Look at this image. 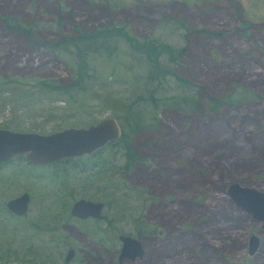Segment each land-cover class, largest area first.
I'll list each match as a JSON object with an SVG mask.
<instances>
[{"label": "rangeland", "instance_id": "rangeland-1", "mask_svg": "<svg viewBox=\"0 0 264 264\" xmlns=\"http://www.w3.org/2000/svg\"><path fill=\"white\" fill-rule=\"evenodd\" d=\"M7 11L33 27L37 42L0 20V80L24 78L0 85V127L49 132L128 113L129 105L153 122L134 135L143 158L128 172L119 168V144L103 147L82 171L24 156L1 163L0 264H116L118 233L142 247L124 264H264L263 221L227 193L233 181L264 192V0H0ZM110 25L181 51L149 60L122 36L100 34L84 52V89L25 95L42 92L38 79L76 75L72 43L41 41ZM195 93L199 109L182 101ZM234 93L244 96L212 107L211 99ZM21 191L27 211L11 214L4 202ZM80 197L102 201L105 217H72ZM253 233L260 241L250 253ZM68 244L76 251L65 261Z\"/></svg>", "mask_w": 264, "mask_h": 264}, {"label": "water", "instance_id": "water-1", "mask_svg": "<svg viewBox=\"0 0 264 264\" xmlns=\"http://www.w3.org/2000/svg\"><path fill=\"white\" fill-rule=\"evenodd\" d=\"M264 24V20L259 21ZM121 126L114 115L100 117L84 126H65L49 132L14 130L0 127V162H6L15 156L23 155L26 160L35 164H45L67 156H79L91 153L108 140L118 138ZM234 202L248 210L252 215L262 220L264 227V192L253 186L238 181L227 185ZM29 194L21 191L5 200L8 211L14 215L26 213ZM103 202L84 197L73 200L69 206V213L73 216H93L103 218ZM120 248L118 258L124 255L133 257L140 255L142 247L138 238L130 234H118ZM260 238L253 233L249 237L248 250L253 252L258 246ZM72 248L66 252L65 258L71 256Z\"/></svg>", "mask_w": 264, "mask_h": 264}, {"label": "trees", "instance_id": "trees-1", "mask_svg": "<svg viewBox=\"0 0 264 264\" xmlns=\"http://www.w3.org/2000/svg\"><path fill=\"white\" fill-rule=\"evenodd\" d=\"M0 20L3 22L4 26L7 28V31H13L16 33H19L21 35H23V37L26 39V42L28 44H32L34 45L37 42V39L33 38L32 35V26L26 22L23 21V19H21L20 17L16 18L15 16H13L12 14L10 15V12H5L2 13L0 12ZM113 24V23H112ZM116 33L120 36L123 37V39L126 40V42L129 44V46H131L132 48L135 49V51L142 53L147 59H152V60H157V55L162 54L163 52L168 54V58L170 60H174L178 54L180 53L181 49H174L173 47L156 42L153 40V38H146L144 40L141 41H136V38H134L133 36H131L130 34L127 33V31H125L122 26H115V25H110L109 27H101L98 29H94L91 31H83V32H76L74 35L70 36V37H61L57 40H55L54 42H47V41H41V43L44 46H49V47H57L59 44L64 43V42H70L72 43L74 50L76 52V57H77V68H76V75L75 77L71 80L68 81L66 83L61 82V81H52V80H47V79H38L36 80L37 85L40 86V90H42L41 93L38 92H34L31 90H28L27 92L30 93H25V95H47L48 92H51L53 90H62L67 92L68 88H81V82L83 80L84 77V69H85V57H84V52L90 50L88 48V43L91 41H96L97 40V36L100 34L106 35L108 36L110 33ZM78 41L82 42V45L78 44ZM152 54L156 56L152 57ZM154 69L157 71H162L160 69V67L158 65H153ZM24 78H19V77H15L14 79H1L0 80V85L3 86L5 85V83H8L9 81H13L14 84H20V82L23 80ZM34 83V82H32ZM84 89V88H81ZM76 90V89H73ZM244 95L240 94V93H234L232 95H227L225 98H214L211 99L212 100V107L216 108V106H218L219 102H228V103H235L236 101L240 100ZM20 98H23V96H18ZM192 97L194 98H190V97H186V95L182 96V101L184 103H188L186 106H191L194 107V109H199L200 105H201V99L199 97L198 93H195L192 95ZM240 97V98H239ZM218 102V103H217ZM113 115L116 117V119L118 120L119 124L120 123H126L127 126L125 127V129L121 128V133L120 136L118 138H115L113 140H108L103 146H100L99 148L95 149L94 151H92L91 153H87L83 156H75V157H63L61 159L52 161L50 163H56L58 161H71L72 164L71 166L75 167V166H79L76 167L78 168V170L82 171L84 166L86 165V167H91V163L94 162L90 161L88 162L89 158L99 152H101V150L103 149V147L107 146V145H112V144H119L120 146V153L123 157V162L122 164L119 165V168L123 169L125 172H128L129 170H131L135 164L139 163L142 158L143 155H141V153L138 151V149H136L133 145V137L134 135L140 131L141 128L144 127V125H147V128L151 127L152 124V119H148V121H144L142 120V117H138L135 114L134 109L129 105V110L128 113H119L117 112V109L114 111L113 110ZM143 122L144 125H142L141 123ZM149 123V124H148ZM121 126V125H120ZM152 139V138H151ZM23 155H19V157H22ZM16 157V156H15ZM13 157V158H15ZM18 158V157H16ZM27 163H29L28 160H26ZM3 162H0V164ZM32 163V162H30ZM46 164V163H45ZM95 165H97V163H95ZM95 169L94 171L100 170L102 168V166H100V168L98 169V167L94 166ZM93 168V167H92ZM4 206V205H3ZM8 211V210H7ZM11 213V212H10ZM13 214V213H11ZM144 229H136V233L140 234L141 231H143Z\"/></svg>", "mask_w": 264, "mask_h": 264}, {"label": "flooded vegetation", "instance_id": "flooded-vegetation-1", "mask_svg": "<svg viewBox=\"0 0 264 264\" xmlns=\"http://www.w3.org/2000/svg\"><path fill=\"white\" fill-rule=\"evenodd\" d=\"M106 143V142H105ZM104 143V144H105ZM103 144V145H104ZM102 145V146H103ZM83 155H85V154H82V155H79V156H83ZM77 156V155H76ZM68 157V156H67ZM69 157H75V156H69ZM61 159V158H60ZM77 199V198H76ZM86 199H89V198H86ZM75 200V199H74ZM90 200H93V199H90ZM103 206H104V203H103ZM102 206V207H103ZM70 214V213H69ZM71 215V214H70ZM72 217H74V218H76V219H86V218H90V219H95V220H97V219H103V218H98V217H93V216H85V217H78V216H73V215H71ZM119 234V233H118ZM118 234H117V238H118ZM123 234H127V233H123ZM119 240V239H118ZM120 244H121V242H120V240H119V248H120ZM69 248H72L73 250H72V253H71V256L68 258V259H66L65 258V255H66V252L68 251V249ZM119 248H118V251H117V255H116V264H124V262H123V260H129V261H132L136 256H138V255H134L133 257H131V256H128V255H124V256H122L120 259L118 258V253H119ZM75 251H76V249L72 246V245H70V244H68L67 245V248H66V250H65V254H64V260L65 261H68L70 258H72L74 255H75Z\"/></svg>", "mask_w": 264, "mask_h": 264}]
</instances>
